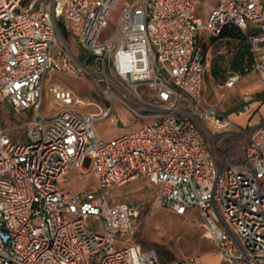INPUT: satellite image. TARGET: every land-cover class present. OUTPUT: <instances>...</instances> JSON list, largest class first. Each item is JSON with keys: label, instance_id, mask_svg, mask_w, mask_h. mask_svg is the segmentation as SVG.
Masks as SVG:
<instances>
[{"label": "built area", "instance_id": "built-area-1", "mask_svg": "<svg viewBox=\"0 0 264 264\" xmlns=\"http://www.w3.org/2000/svg\"><path fill=\"white\" fill-rule=\"evenodd\" d=\"M117 1L0 0V106L32 113L23 136L0 128V264H161L129 245L139 210L107 198L140 178L157 187L155 209L198 211L221 264H264V122L237 126L201 96L205 24L210 37L228 26L245 35L264 91L262 0H214L205 24L199 0H122L107 32ZM59 23L94 69L79 62ZM56 69L91 78L106 107L48 87ZM239 80L231 75L224 87ZM243 100L239 116L253 98ZM115 104L154 122L104 141L94 124L113 123ZM72 169L92 172L96 189L61 188Z\"/></svg>", "mask_w": 264, "mask_h": 264}, {"label": "rangeland", "instance_id": "rangeland-1", "mask_svg": "<svg viewBox=\"0 0 264 264\" xmlns=\"http://www.w3.org/2000/svg\"><path fill=\"white\" fill-rule=\"evenodd\" d=\"M199 3L196 16L201 17L205 24L206 15L213 5L214 0H199ZM121 10L122 0H118L109 17V28L107 32L115 29ZM204 29L202 35L209 36L206 24L204 25ZM67 43L79 62L87 65L90 58L89 54L84 53L71 37ZM59 51L60 47L57 46L53 50L52 55L57 64H60L61 61ZM232 53L233 43L227 44L224 41H218L212 46L209 45L206 49L207 64L210 66L212 62L216 61L221 69H224L223 73L227 77ZM88 65L91 69L95 67L92 61ZM47 76L48 87L58 85L61 88H67L81 100L97 103L103 108L106 107L107 104L103 102L99 89L94 85L92 79L80 71L68 73L64 70L56 69ZM222 78H212L209 67L206 68L201 91L202 99L206 104L218 107L221 111L229 110L226 116L229 114L228 118L234 121V117L230 116V113L233 115L237 114L236 109H234L237 105L236 100L244 90L251 89L258 85V82L254 75H247L241 78L234 89L227 91L224 88L225 79ZM50 98V95L45 93L44 105H49L48 100ZM261 99H264V93H262ZM84 111L94 113L96 109L94 107H88ZM42 112L46 117H50L56 113L52 109L50 111L42 110ZM263 112L264 105L260 108L259 114ZM31 115V112L17 114L9 106H0V128L8 130L15 138L23 136L24 128L21 126V123L30 118ZM112 118L114 120L113 123H110L108 120H97L94 124L97 134L104 141H111L124 134L136 132L146 124L152 125L154 122L152 120L141 119L133 112L121 108L118 104L114 106ZM234 123L240 127L244 125L242 119L236 120ZM209 130L213 136L219 134L211 128ZM218 155L221 157L222 152L219 151ZM67 179L68 182L62 183L61 188L67 190L71 195L92 189L95 190L97 187L96 179L91 172L81 173L76 169H72ZM154 196L155 191L148 185L147 180L135 181L108 192L107 198L109 200L128 202L141 208L139 217L135 222L134 236L130 239L129 245H135L141 251H154L159 257L161 264H179L188 258H195L194 264H221L220 258L214 250V245L201 237L202 231L199 228L198 222L196 220L177 217L165 210L155 209L152 200ZM118 239L125 240L126 238L124 234H121ZM119 247L124 246L120 245Z\"/></svg>", "mask_w": 264, "mask_h": 264}, {"label": "crops", "instance_id": "crops-1", "mask_svg": "<svg viewBox=\"0 0 264 264\" xmlns=\"http://www.w3.org/2000/svg\"><path fill=\"white\" fill-rule=\"evenodd\" d=\"M215 2V1H214ZM262 2H263V0H262ZM214 4V3H213ZM263 4H264V2H263ZM197 10H198V8H197ZM197 12V11H196ZM202 37H203V48H204V53H205V72H206V68L207 67H209V72H210V76L212 77V78H215V79H218L219 77L221 78V77H223L222 79H225L224 80V83H225V81H226V79L229 77V76H231V75H238L239 77H240V80H241V78L242 77H245V76H247V75H254L255 77H256V80H257V82H258V85H256V86H254V87H252L251 89H248V90H244L243 92H242V94L238 97V99L236 100L237 101V105H236V107H234V109H236V112H237V114L236 115H233V114H231L230 113V116H233L234 117V121H236V120H239V119H242L243 121H244V125L242 126V127H247V126H254V125H256V124H258V123H261V122H264V112L261 114H259V110H260V108L264 105V99H261L262 98V93H264V91H263V87H262V84H261V82H260V80H259V78H258V76H256L255 74H253V73H251V72H248L247 74H245V75H239V74H236L235 72H233V69H232V65H231V59H230V64H229V74H228V76L226 77V75L223 73V71H224V69L222 70L221 69V67L219 66V64L216 62V61H214V62H212L211 64H210V66L207 64V61H206V49H207V47L210 45V46H212L214 43H216V42H218V41H221V40H215V41H210L209 39H210V36H204V35H202ZM251 51V50H250ZM232 58V57H231ZM217 71V73L219 74V76L218 77H215L214 76V74H213V71ZM205 72H204V75H205ZM224 75H225V78H224ZM203 78H204V76H203ZM240 80L238 81V83L240 82ZM238 83L235 85V87L238 85ZM202 87H203V80H202V84H201V91H202ZM234 87V88H235ZM225 88V87H224ZM234 88H232V89H234ZM232 89H230V90H232ZM225 90H227L226 88H225ZM227 91H229V90H227ZM245 93H248V94H250L251 96H252V98H253V100L249 103V111L248 112H246L245 114H243V115H241V116H239L238 115V109L240 108V106L242 105V104H244V100H243V95L245 94ZM202 96V95H201ZM205 103V102H204ZM206 104V103H205ZM206 105H208V104H206ZM208 106H210V105H208ZM231 110V109H230ZM225 114L227 113V111H229V110H222ZM234 113V112H233ZM228 116H229V114H228ZM227 116V117H228ZM234 121H233V123H234ZM236 124V123H235ZM70 172V171H69ZM90 172V171H89ZM88 173V172H87ZM92 173V172H91ZM69 174V173H68ZM94 176V175H93ZM139 180H147L146 178H140V179H137V180H134V181H132V182H130V183H128V184H131V183H133V182H135V181H139ZM67 182H68V179H67ZM147 183H148V185L150 186V187H152V190H154L155 191V195H156V193H157V187L156 186H154V185H152L148 180H147ZM126 186V185H125ZM88 191H93V189L92 190H88ZM155 197V196H154ZM153 200V199H152ZM111 203H117V202H115L114 200H109ZM126 203H128V202H126ZM128 204H130L131 206H133V207H135V208H137L138 210H139V212H140V206H134L133 204H131V203H128ZM157 210H162V209H157ZM166 211V210H165ZM169 212V211H168ZM171 213V212H170ZM173 214V213H172ZM175 215V214H174ZM175 216H177V217H181V218H186V219H190V220H196L197 222H198V225L200 224V216H199V214H198V211L197 210H190V211H188L184 216H178V215H175ZM136 225V224H135ZM135 225H134V227H135ZM199 228H200V226H199ZM200 230L202 231V229L200 228ZM134 236V235H133ZM204 240H206L204 237H203V232H202V236H201ZM121 241V240H120ZM208 241V240H207ZM210 242V241H209ZM210 243H212V242H210ZM213 244V243H212ZM214 245V244H213ZM214 250H215V252L217 253V251H216V248H215V246H214ZM217 255H218V253H217ZM218 257H219V255H218ZM194 262H195V258H194ZM179 264H181V262L179 263ZM194 264V263H193Z\"/></svg>", "mask_w": 264, "mask_h": 264}, {"label": "trees", "instance_id": "trees-1", "mask_svg": "<svg viewBox=\"0 0 264 264\" xmlns=\"http://www.w3.org/2000/svg\"><path fill=\"white\" fill-rule=\"evenodd\" d=\"M62 37L66 42L70 38V34L66 32L62 23L58 24ZM211 42L215 40H221L227 44L233 43V53L231 58V65L233 72L239 75H245L250 72L252 67V53L250 51V45L247 42L245 35L236 27L228 26L224 29L219 38L210 37ZM215 77L219 74L217 71H213Z\"/></svg>", "mask_w": 264, "mask_h": 264}]
</instances>
